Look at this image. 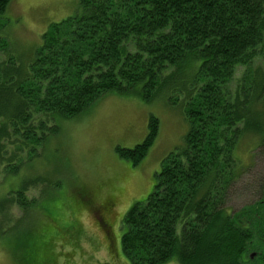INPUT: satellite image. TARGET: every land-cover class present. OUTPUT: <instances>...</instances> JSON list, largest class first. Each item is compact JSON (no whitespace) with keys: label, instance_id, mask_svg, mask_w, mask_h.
<instances>
[{"label":"trees","instance_id":"16d2710c","mask_svg":"<svg viewBox=\"0 0 264 264\" xmlns=\"http://www.w3.org/2000/svg\"><path fill=\"white\" fill-rule=\"evenodd\" d=\"M10 1L0 0V166L16 174L62 122L106 95L150 102L166 94L188 132L161 161L151 193L123 216L122 252L131 264H244L254 237L264 236V177L256 203L238 212L224 203L242 171L239 139L254 136L264 155V69L251 68H264V0H78L27 64L4 34ZM239 68L250 71L232 88ZM158 133L150 115L143 141L116 147L117 156L137 166ZM3 202L1 214L13 206ZM29 239L21 248L35 250Z\"/></svg>","mask_w":264,"mask_h":264},{"label":"rangeland","instance_id":"374dc122","mask_svg":"<svg viewBox=\"0 0 264 264\" xmlns=\"http://www.w3.org/2000/svg\"><path fill=\"white\" fill-rule=\"evenodd\" d=\"M77 7L78 0H11L4 34L14 57L29 63L48 26L73 15ZM251 68L264 69L263 62ZM249 71L239 68L232 88ZM150 115L159 120L158 137L146 157L132 167L115 149L141 143ZM187 132L183 110L168 105L163 93L150 102L137 93L106 95L78 118L62 122L59 133L46 140L37 156H23L16 174L0 166V202L11 199L13 205L0 213V264H25L29 254L35 264H131L121 249L123 216L151 193L161 161L182 147ZM257 141L244 135L236 145L234 155L242 171L227 190V211L238 212L260 199L258 181L264 177V155L257 150ZM24 186L23 195H17ZM83 191L93 201L107 197L115 203L112 252L106 250L103 234L86 212ZM258 235L250 252L264 249V236ZM28 238L35 241V250L32 244L27 246ZM22 243L27 244L23 249Z\"/></svg>","mask_w":264,"mask_h":264},{"label":"flooded vegetation","instance_id":"af4514ba","mask_svg":"<svg viewBox=\"0 0 264 264\" xmlns=\"http://www.w3.org/2000/svg\"><path fill=\"white\" fill-rule=\"evenodd\" d=\"M81 197L87 202L86 212L92 216L94 222L104 236L107 244L106 250L112 252V249L114 248V233L111 220L115 203L113 200L106 199L107 197L103 198L101 201H93L91 200V195L87 194V191H83ZM243 261H245L244 264H264V251L250 252Z\"/></svg>","mask_w":264,"mask_h":264}]
</instances>
